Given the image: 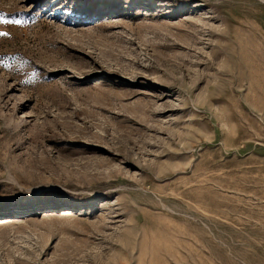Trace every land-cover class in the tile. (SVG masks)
<instances>
[{"label":"rangeland","instance_id":"obj_1","mask_svg":"<svg viewBox=\"0 0 264 264\" xmlns=\"http://www.w3.org/2000/svg\"><path fill=\"white\" fill-rule=\"evenodd\" d=\"M0 264H264V0H0Z\"/></svg>","mask_w":264,"mask_h":264},{"label":"bare ground","instance_id":"obj_2","mask_svg":"<svg viewBox=\"0 0 264 264\" xmlns=\"http://www.w3.org/2000/svg\"><path fill=\"white\" fill-rule=\"evenodd\" d=\"M60 3H61V2H60ZM60 3H59V4H60Z\"/></svg>","mask_w":264,"mask_h":264}]
</instances>
